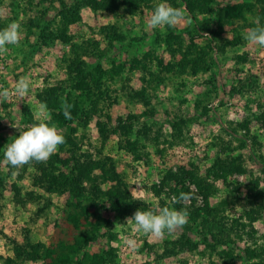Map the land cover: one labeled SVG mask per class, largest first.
Wrapping results in <instances>:
<instances>
[{
  "label": "rangeland",
  "instance_id": "374dc122",
  "mask_svg": "<svg viewBox=\"0 0 264 264\" xmlns=\"http://www.w3.org/2000/svg\"><path fill=\"white\" fill-rule=\"evenodd\" d=\"M70 1L65 0L66 3ZM229 1L236 0H215L204 14L196 12L193 16L184 11L185 21L175 27L181 31L194 26L198 32L193 41L203 48L212 44L206 59L213 63L214 75L204 72H184L177 76L164 73L163 79L156 84L155 92L151 90L155 94L152 98V106L156 108L154 115L146 114L150 105L128 98L124 93L126 89L142 90L141 72L132 74L125 69L124 77L130 76L131 79L112 84L117 89L119 101L111 108L112 119L108 126L111 128L120 119L131 118L133 139L139 140L138 158L120 146L116 134L110 133L108 139H102L96 126V115L83 116L79 123L75 121L73 128L76 127V131L68 130V133L81 143L79 155L80 152H90L98 159L109 156L112 160L110 171L121 175L125 189L135 198L142 199L150 206L149 210L187 207V210L194 211L204 207V195L185 175L184 186L191 193V198L178 203L179 209L172 203V197L177 196L173 191L176 183H162L168 171L182 172L195 166L201 178L214 184L209 197L211 207L222 209L229 221L239 219L243 223L239 228L243 227L242 231H235L240 237L231 233L227 240H236L242 248L248 247L259 253L264 248V197H249L247 186L252 179L259 178V188L264 193V164L260 158L264 155V125L256 118L264 111V48L250 44L244 37L236 46L226 45L235 35L236 25H227L223 32L215 34L216 38L213 37L212 31L217 30V11ZM160 2L171 6L166 0H151V6L135 16L126 14L124 9L119 10L116 16L96 13L91 7H80L81 18L70 30L77 36L76 42L89 38L98 42L100 51L104 52L103 58L99 60L93 56L88 60L100 62L105 67L125 62L133 55L141 56L147 51H153L165 63L174 62L163 40L168 27L152 29L147 26L154 10L151 7ZM61 8L62 0H0V29L12 22L21 25L19 44L6 45L8 51L0 55V86L11 90L22 77L31 81L26 99L19 101L12 96L0 104V264H50L53 258L47 256L49 251H58L61 243L75 245V238L81 234L90 238L82 241L80 246H87L83 250L108 252L106 264H227L229 258H236L237 264H264V252L260 257L248 260L241 256V249L232 242L226 245L216 244L213 240L210 245L199 242L201 236L196 230L186 229L193 222L189 218L187 225L159 239L137 232L132 221H127L135 213V208L119 215L113 202L103 203L99 198L101 190L107 191L117 184L114 181L84 179L83 189L77 190H81L80 196L70 185L55 183V187L48 190L46 186L36 184V165L40 163L33 161L19 169L7 163L4 159L6 146L19 135V130L31 125L25 122L29 118L26 108L30 109L36 122L47 120L55 124L49 108L38 96L44 89L58 86L66 80L67 70L61 68L60 60L71 52L72 45L60 39L45 42L40 37L47 21L56 23L60 20ZM182 8L185 10V5ZM258 16L256 12L249 14L248 18L251 20ZM113 22L118 24V35L109 43L105 38L108 32L103 27ZM249 29L245 27L244 33ZM185 38L188 44L190 36ZM177 58H181V54ZM157 64V61L152 63L156 71L159 68ZM234 87L237 89L233 90ZM41 106H45L44 111H40ZM175 116L186 118L187 124L183 126V142L170 147L164 139L171 141L174 138L172 121ZM245 119L250 122L249 128L235 131V127L238 128ZM56 127L64 133L63 128ZM70 148L71 145L64 143L56 153L69 156L67 150ZM159 149L163 150L162 154ZM84 159L82 156L81 161ZM233 161H240L246 172L234 171L224 179L215 176L221 165L227 166ZM155 187L161 192L157 193ZM79 200L83 204L89 202L90 207H87L89 213L82 215L79 228H75L70 214L75 208L80 209L75 207ZM250 201L257 205H249ZM92 204L97 206L92 207ZM251 208L259 210L253 220L246 215ZM202 215L196 217L197 222ZM93 224L98 226L96 232L90 229ZM127 239L136 241L135 249L125 245ZM188 239L190 241L186 243ZM228 251L230 254L226 253Z\"/></svg>",
  "mask_w": 264,
  "mask_h": 264
},
{
  "label": "trees",
  "instance_id": "16d2710c",
  "mask_svg": "<svg viewBox=\"0 0 264 264\" xmlns=\"http://www.w3.org/2000/svg\"><path fill=\"white\" fill-rule=\"evenodd\" d=\"M166 1H168L172 7L182 8L185 5V10L182 9L186 11L188 15L193 16H195L196 12H202L204 14L205 11L211 7L212 2H215V0H180L178 4L177 0ZM150 2L151 0H71L70 3H66L65 0H62V8L59 12L60 20L56 23L53 20L47 21L44 25L40 37L41 40L46 42L60 39L72 45L71 52L60 60L61 68H66L67 70L66 80L61 82L58 86L56 85L44 89V92L40 93L38 96L40 101L49 108L54 123L59 128H63L64 133H68V130L72 131L73 129L76 131V127L73 128V123L75 121H78V123L81 122L83 116L89 117L90 115H96V126L98 127L102 139H108L110 133L116 134L120 146L128 151V153H132L138 158L139 140L133 139L131 118L127 120L120 119L117 125L111 128L108 126V121L112 119L111 108L119 101L117 89L114 88L112 84H117L125 79L128 81L131 79L130 76L124 77L123 74L125 69H128V72L132 74L136 71L142 73L141 81L144 85L142 90L136 92L134 89H126L124 93L128 98L139 99L138 101L143 102L145 105H150V109L146 112L148 115H154L156 112V108L152 106V98L155 95L152 91L155 92L156 84L163 79L164 73H172L174 76H177V74L181 75L184 72H192L194 74L204 72L209 75H214L213 63L206 59V55L209 53L212 44H208L204 48L199 47L193 41L195 34L198 32L194 26H187L181 31H178L175 27L167 26L168 31L163 40L167 43L174 62L169 61L165 63L164 59L157 56L153 51H147L141 56L133 55L127 61L119 62L118 64L113 63L110 67H105L101 65L100 62L93 63L88 60V57L93 56L101 60L104 56V52L100 51L99 44L95 42L94 39L89 38L80 40V42L75 41V37L77 36H75L70 29L71 26L81 18L80 7H91L96 13L116 14V16L119 10L124 9L126 14L135 16L140 10L142 11L145 7H150ZM256 12L259 13L260 17H253L250 20L248 18L249 14H255ZM259 19H261V22H258ZM242 21L244 24L241 25ZM257 23L264 25V0L229 1L218 9L216 17L217 30H214L215 33L212 31V34L214 35L213 37L216 38L215 34L223 32L227 25H236L235 35L231 40L226 42V45L231 44L236 46L243 40L244 28L255 27ZM103 29L108 32L105 38L109 40V43L112 42L114 36L118 35L117 22L110 23L104 26ZM185 36H190V42L188 44H186L187 38H185ZM178 54H181V58H177ZM156 61L158 62L157 66H159L158 72L153 69L152 65V63L155 64ZM236 89V87L233 88V90ZM64 101L72 105L70 110L72 115L71 119H66L61 110V104ZM200 104V101H198L197 105L200 106ZM25 111L29 115V118H27L25 122L28 124H32V122L36 123L30 109L26 108ZM256 118L263 121L264 125V111L260 112ZM248 122V119L243 120L242 123H239L240 125L238 128L235 127V131L236 129L249 128ZM185 124H187L186 118L175 116V120L172 121L174 138H172L171 141H169L168 138L164 139L165 142L170 143V147L183 142V126ZM65 137V143L72 147L70 150H67L69 156H62L59 153H55L46 163L36 165V184L46 186L48 190L53 189L56 185L55 183L62 186L70 185L69 187L74 188L73 190L76 192L78 188H81L84 179H89L90 181L96 180L98 182L99 179L103 178V180L107 179L108 181L116 182L118 186L114 184L107 191L101 190L99 198H101L103 203L108 201L113 202L119 215L130 212L132 208L142 211L149 210L150 206L146 205L142 199L139 200L132 196L125 189L122 176L116 171L114 174L110 171L112 160L109 156L98 159L93 157L90 152H86L87 154L80 152L79 155L78 152L81 150V143L79 140H74L70 133H65ZM61 149H64V147ZM158 151L161 154L163 153V150L159 149ZM80 156H84L85 159L81 161ZM260 158L262 159L261 163L264 164V155H261ZM191 165L194 166L193 164ZM97 169H100L101 172L97 173ZM218 169L220 171L217 170L215 176L222 177L223 179L231 175L234 171L246 172L240 161H238V163L233 161L227 166L221 165V168L219 167ZM184 175L196 184L198 188L197 191L203 194L206 200L204 207L196 208L194 211L188 210L189 220H193V222L189 225L186 224V229L189 228L191 231L195 229L196 233L201 236V240H199L201 243L210 245V241L213 240L216 244H230L232 241L229 242L227 238L230 237L231 233H236V235L239 236L238 232L242 231L243 227L241 230H239V228L243 223H240L239 219L229 221L223 214L222 209L211 207L209 197H211L214 191L213 182H210L206 178H201L194 166V168H187V170L183 169L182 172L175 173L172 170L168 171L162 183L168 184L170 181H174L176 186L173 188V191L178 197L181 192L188 193V188L184 186ZM259 183V178L252 179L249 182L247 186V195L249 197L254 198V195L259 196L261 199L264 197V193L259 188ZM82 189L83 187L81 190ZM81 190H79V192H81ZM155 190L157 193L161 192L160 189H156V187ZM79 192L77 191V193ZM83 195L85 196L86 194L84 193ZM254 204V201L249 202L251 206ZM75 205V207H79L80 209L75 208L74 212L70 214V221L75 228H79L82 215L89 213L87 207H90V203L87 202L83 204V201L79 200ZM175 205L179 209V204L176 203ZM96 206L97 205L94 206L92 204V207ZM258 212L259 210L257 208H251L246 211V215L253 220L257 218L256 215ZM200 214H203V217L197 222L196 217ZM86 218L88 217L86 216ZM91 226L90 229L92 232H96L98 226L94 224ZM89 239V237L86 238L85 235L81 234L75 238V245L61 243V247L58 251L51 250L48 252L47 256L53 258L50 264H106L107 256L109 255L107 251L90 253L87 250H83L87 247L86 245L80 246L82 241H88ZM187 241L190 240H186V243ZM235 241L236 240H233L232 244H235L241 249V256L245 259L249 260L253 257H260L264 252V248H262L259 253L248 247L242 248ZM226 253L230 254V251ZM235 259L236 258H229L227 264H237V259Z\"/></svg>",
  "mask_w": 264,
  "mask_h": 264
},
{
  "label": "clouds",
  "instance_id": "9594fccd",
  "mask_svg": "<svg viewBox=\"0 0 264 264\" xmlns=\"http://www.w3.org/2000/svg\"><path fill=\"white\" fill-rule=\"evenodd\" d=\"M2 15V13H0ZM186 19L182 8L172 7L165 2L157 3L154 10L147 20V26L152 29L163 26L176 27ZM244 39L252 45L264 48V25L259 23L243 34ZM21 40V25L16 22L8 24L0 29V55L8 51L6 45H18ZM31 89V81L20 78L10 90L0 86V104L5 103L10 97L15 96L17 100L26 99ZM45 106H41L40 111H44ZM72 105L66 101L62 102L61 110L66 119H71ZM17 128L16 126L12 125ZM65 143V137L58 130L55 124L47 120H41L31 124L24 130H19V135L6 146L4 159L13 168L19 169L33 161L46 163L49 158L58 151L60 145ZM191 193L181 192L179 196L172 197V203L188 201ZM189 212L187 207L175 209L163 207L158 211L136 210L135 213L127 218L135 226V230L153 238H161L166 233L172 234L177 229L182 228L188 223ZM125 245L129 248H136V241L125 240Z\"/></svg>",
  "mask_w": 264,
  "mask_h": 264
}]
</instances>
